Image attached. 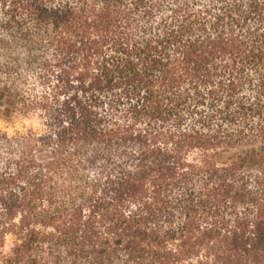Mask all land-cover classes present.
Here are the masks:
<instances>
[{
  "label": "trees",
  "instance_id": "obj_1",
  "mask_svg": "<svg viewBox=\"0 0 264 264\" xmlns=\"http://www.w3.org/2000/svg\"><path fill=\"white\" fill-rule=\"evenodd\" d=\"M30 114L0 264H264V0H0V119Z\"/></svg>",
  "mask_w": 264,
  "mask_h": 264
},
{
  "label": "rangeland",
  "instance_id": "obj_2",
  "mask_svg": "<svg viewBox=\"0 0 264 264\" xmlns=\"http://www.w3.org/2000/svg\"><path fill=\"white\" fill-rule=\"evenodd\" d=\"M23 67L25 65L23 64ZM25 72H27L25 67ZM26 90L30 94H40L42 87L38 84L33 77H30L26 83ZM0 128L8 133L13 131H25L26 129H32L34 131H42V120L36 114H30L29 116H17L12 122H4L0 119Z\"/></svg>",
  "mask_w": 264,
  "mask_h": 264
}]
</instances>
